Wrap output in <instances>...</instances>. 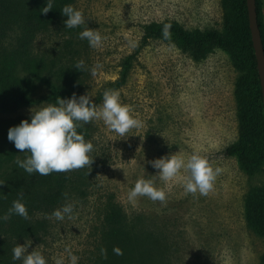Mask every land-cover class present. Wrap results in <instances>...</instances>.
Listing matches in <instances>:
<instances>
[{
    "label": "rangeland",
    "instance_id": "1",
    "mask_svg": "<svg viewBox=\"0 0 264 264\" xmlns=\"http://www.w3.org/2000/svg\"><path fill=\"white\" fill-rule=\"evenodd\" d=\"M260 1L264 33V0ZM222 4V0H73L70 5L84 12L86 24L66 28L64 16L38 32L27 52L16 58V75L31 80L34 97L62 86L74 87L93 100L120 76L124 58L136 50L146 25L169 21L193 34L216 30L229 36ZM85 28L101 33L100 48L90 47L79 37ZM20 35L14 28L0 39V70L5 62L2 56L16 49ZM235 52L212 46L195 60L174 36L150 38L131 58L125 84L113 89L119 91L122 103L131 106L142 127L119 138L101 120L86 124L85 139L94 145L90 170L67 172L62 199L29 217L44 225L36 236L17 239L7 230L9 218L0 219V244L11 256L0 264H22L12 259V249L29 239L28 250L42 251L48 264H55L58 256L67 257L66 249L79 257L78 264H264V222L246 219L244 200L248 190L260 188L264 216V156L248 172L237 156L223 153L240 138L235 86L239 73L234 64L240 51ZM25 58L34 66L42 60L45 66L34 73ZM241 58L245 72L253 78L252 60L246 53ZM79 60L88 70L74 67ZM102 102L103 97L96 105ZM45 103L55 102L0 109V119L30 116L32 109ZM263 149L260 132L259 151ZM192 153L204 156L220 173L207 198L198 192L185 193L183 170L172 180L162 181L148 163L161 156L186 158ZM26 155L18 149L12 158L2 155L0 192L22 169L16 159ZM141 178L152 179L164 189L166 201L139 197L129 202L127 194ZM68 202L74 205L71 218L51 217ZM112 211L120 217L118 225L108 219ZM6 214L0 204V217ZM111 228L119 229V236L127 240L122 255L114 251L118 243Z\"/></svg>",
    "mask_w": 264,
    "mask_h": 264
},
{
    "label": "trees",
    "instance_id": "2",
    "mask_svg": "<svg viewBox=\"0 0 264 264\" xmlns=\"http://www.w3.org/2000/svg\"><path fill=\"white\" fill-rule=\"evenodd\" d=\"M72 1L54 0L53 9L45 14L40 11L46 0H0V39L6 36L7 31L14 28L19 29L21 32L16 49L2 56L5 62L0 70L1 110H15L22 105L38 104L43 101L55 102L58 97L69 98L73 94L77 97L81 95L80 91L74 87L54 86L48 94L34 97V84L31 80L19 78L16 75V58L27 52V46L38 32L47 29L55 20L64 18L65 15L61 13L60 9L63 6L70 5ZM222 3L224 21L229 36H223L216 30H206L203 33L193 34L181 25L169 21L146 25L138 47L132 54L124 58L120 76L116 80L108 82L93 99V102L97 104L102 99L105 91L117 89L125 84L127 71L131 66V58L139 52L150 38L163 37L162 29L166 23L171 24L170 37L174 36L184 49L190 51L195 60L204 57L208 48L212 46L232 52L240 51L238 57L236 56L234 59L235 68L239 73L235 86L239 105L240 138L237 143L226 146L223 153L228 156H237L241 167L251 172L256 162L264 156V149L259 151V133L261 132L264 135V115L262 113V97L256 60L247 25L245 6L247 3H245V0H222ZM255 3L258 28L264 49L261 1L255 0ZM243 53L248 54L252 60L250 66L253 78H250L243 68L241 60ZM23 61L34 73L37 72V69H42L45 66L42 60L36 62L35 66L28 58ZM21 119H30V116L0 119V162L2 161V155L5 154L8 158H12L17 153L14 144L7 139V130L10 126L19 124ZM82 131L85 136L88 134L85 125ZM67 180V172H53L49 175L28 174L22 168L3 185L0 192V204L8 213L13 201L18 199L22 193V200L30 217L34 212L47 210L55 206L63 197ZM261 195L260 188L250 189L246 193L244 200L248 221L264 222V216L261 215ZM108 219L110 223L118 225L120 217L117 211H112ZM7 227L11 236L22 239L36 236L44 228V225L39 221L33 222L30 218L24 219L19 215L12 214L9 217ZM111 229L110 233L116 236L118 248L122 252L126 251L127 240L119 236L121 231L117 228ZM10 257L7 247L1 243L0 262H7Z\"/></svg>",
    "mask_w": 264,
    "mask_h": 264
},
{
    "label": "clouds",
    "instance_id": "3",
    "mask_svg": "<svg viewBox=\"0 0 264 264\" xmlns=\"http://www.w3.org/2000/svg\"><path fill=\"white\" fill-rule=\"evenodd\" d=\"M54 0H46L41 13L53 9ZM67 17L64 21L66 28L73 29L86 24V17L82 10L66 5L60 9ZM171 24H164L162 34L165 39L170 38ZM81 39H86L92 48L102 46L103 37L100 32L85 28L79 32ZM135 43L132 47H135ZM74 67L79 71L88 70L84 60H79ZM94 73V69L92 70ZM85 94L77 97L73 94L69 98H60L55 103H45L36 110H31L30 119H21L19 124L10 126L7 130V139L15 148L28 155L24 159L17 158L15 163L28 174L38 173L49 175L53 172H69L88 167L93 161L90 153L94 145L85 139L82 131L89 122L101 120L107 128L117 136L125 137L133 129L142 127V121L133 115L131 106L122 103L117 90H107L103 93V102L97 106ZM153 168L158 170L162 181H170L177 177L183 170L186 175L184 180L185 193H199L207 198L213 192V186L219 171H213L208 160L197 153H192L186 158L181 155L161 156L149 161ZM3 184V182H0ZM23 194L13 201L8 213L0 219H8L12 214L24 219L29 218L28 210L22 200ZM139 197H147L152 201H166L167 194L164 189L155 186L152 179H138L127 194L129 202H136ZM74 205L65 203L61 208L55 209L51 217L63 221L65 217L71 218ZM32 241L29 239L23 244H16L12 249V259L21 260L22 264H48V259L42 251L34 247L29 251ZM67 257L61 255L55 258V264H78L79 257L70 249L65 250ZM118 255L122 250L114 248ZM103 255L106 251L101 249Z\"/></svg>",
    "mask_w": 264,
    "mask_h": 264
},
{
    "label": "water",
    "instance_id": "4",
    "mask_svg": "<svg viewBox=\"0 0 264 264\" xmlns=\"http://www.w3.org/2000/svg\"><path fill=\"white\" fill-rule=\"evenodd\" d=\"M245 3H247V21L251 36L253 52L256 60V69L259 78L264 115V49L260 30L258 28L255 0H245Z\"/></svg>",
    "mask_w": 264,
    "mask_h": 264
}]
</instances>
